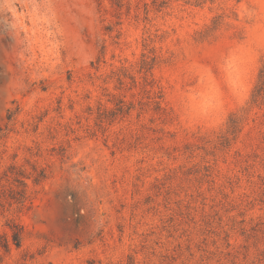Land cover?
Segmentation results:
<instances>
[{
  "label": "rangeland",
  "instance_id": "374dc122",
  "mask_svg": "<svg viewBox=\"0 0 264 264\" xmlns=\"http://www.w3.org/2000/svg\"><path fill=\"white\" fill-rule=\"evenodd\" d=\"M263 60L264 0H0V264H264Z\"/></svg>",
  "mask_w": 264,
  "mask_h": 264
},
{
  "label": "trees",
  "instance_id": "16d2710c",
  "mask_svg": "<svg viewBox=\"0 0 264 264\" xmlns=\"http://www.w3.org/2000/svg\"><path fill=\"white\" fill-rule=\"evenodd\" d=\"M199 1V0H195ZM152 68V62L143 60L140 65V70H143L145 73L149 72ZM264 105V60L261 63L259 68L256 83L252 89L249 107L262 106ZM130 107L125 106V104L120 101V104L111 112V116L118 114H125L128 112ZM18 111V107L14 109H8L6 112V122L2 125L0 124V139L7 136L11 130V124L13 121V116ZM238 119L231 118L229 129L231 133H234L237 130ZM30 171H26L24 168L17 167L16 165H9L8 168L4 171L3 175L0 176V196H7L10 202H15L17 204H23L27 199V183L25 179H32L34 184L41 183L46 177L47 172L44 167H39L36 164H30ZM2 180L9 182V184L2 183ZM6 198V197H5ZM7 226L11 229V240L15 246H19L22 237V227L13 219H8ZM6 246V245H3Z\"/></svg>",
  "mask_w": 264,
  "mask_h": 264
}]
</instances>
